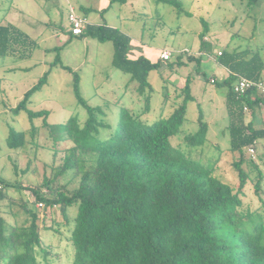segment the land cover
<instances>
[{"label": "rangeland", "instance_id": "rangeland-1", "mask_svg": "<svg viewBox=\"0 0 264 264\" xmlns=\"http://www.w3.org/2000/svg\"><path fill=\"white\" fill-rule=\"evenodd\" d=\"M46 1L0 0V25L7 23L4 19H12L11 13L16 14L12 22L17 25L16 40L14 36L7 54H0V191L6 193L0 200V212L12 225L30 224L28 209L39 213L42 246L36 249L41 264H72L75 252L71 234L78 209L77 205L70 206L65 218L60 205L40 206L32 190L41 188L43 193L53 196L54 188L50 190L46 180H52L54 187L61 185L73 190L78 187L82 172L95 164L90 151L66 139L63 126L72 117L84 126L90 115L76 95V75L80 78L81 95L96 108L97 120L106 124L100 122L93 135L106 139L117 129L121 113L126 109L146 123L171 115L182 102L185 85L183 80L176 82L172 76L182 75L187 79L192 74L194 98L188 103L184 124L172 137V143L183 150L190 149L192 158L216 166L215 172L224 180L233 185L239 183L238 172L233 167L239 153L230 149L229 87L217 84L212 69H205L204 81L194 79L200 65L198 60H189V55L221 66L232 62L247 64L245 61L252 57L255 58L250 66L264 64V0L249 6L247 0H178L182 8L162 0H139L140 10L127 1H116L109 9L98 8L87 13L92 21H107L125 30L133 28L131 34L143 41L148 55L142 54L150 60H154L159 48L172 51V65L165 71H150L151 85L143 93L138 80L114 65L113 41L73 35L66 0ZM225 31L228 33L225 39L215 38ZM203 34L209 36L208 42ZM218 51H224V55ZM58 55L60 60L55 61ZM179 59L185 62L179 63ZM46 72V82L32 93L25 109L16 111L26 92ZM260 108L255 105L252 110H245V122L255 112V124L264 127V105ZM32 111L47 113L32 117ZM200 111L210 121L208 138L204 145L192 147L185 136L198 131ZM45 120L48 125H44ZM12 128L25 133L23 146L8 145ZM255 149L257 160H254L264 171V138L255 144ZM251 159L247 149L243 166L255 177ZM67 160L70 168L58 173ZM3 181L9 185L6 187ZM252 185H248L243 200L244 206L250 204L256 209L261 206V200ZM260 212L264 213V206Z\"/></svg>", "mask_w": 264, "mask_h": 264}, {"label": "trees", "instance_id": "trees-1", "mask_svg": "<svg viewBox=\"0 0 264 264\" xmlns=\"http://www.w3.org/2000/svg\"><path fill=\"white\" fill-rule=\"evenodd\" d=\"M114 1L127 0H111ZM162 1L182 8L178 0ZM247 2L248 6L256 5L260 0ZM16 29L14 25H0V54L9 51ZM81 36L113 41L114 65L138 80L142 93L151 85L149 72L162 65L160 60L153 62L144 55L130 59L131 38L118 27L106 23L90 25ZM219 55L223 56L224 51ZM200 58L189 55V60H198L199 65ZM254 58L245 61L247 64H225L231 74L217 82L229 87L230 149L239 153V158L233 161L238 172L237 185L217 175L216 166L192 158L190 149L183 150L172 143V137L184 124L188 103L194 98L191 76L182 89V102L170 116L146 123L126 109L117 129L106 139L93 135L100 122L106 124L97 120L96 108L81 95L80 78L75 76L76 95L90 115L84 126L75 117L63 126L66 139L90 151L95 164L82 172L80 183L73 190L61 185L54 187L52 180H46L45 184L50 190L54 188L53 196L43 193L41 188L32 190L45 208L60 205L65 218L68 208L77 205L71 234L75 252L72 264H264V213L260 212L264 206V171L254 158L250 163L255 177L243 166L248 147L264 138V127L255 124V112L245 122V107L252 110L256 105L262 109L264 92L253 88L239 95L233 90L240 76L261 80L264 64L250 66ZM47 77L48 72L26 92L16 111L26 108L32 93L42 87ZM44 113L47 111L30 112L32 117ZM198 120V131L185 136L192 147L204 145L208 138L209 122L202 111ZM48 124L45 120L44 125ZM25 140L23 131L11 129L10 147H21ZM70 166L67 160L58 173ZM250 184L261 200L256 209L250 204L244 206L243 196ZM5 197L1 190L0 200ZM27 211L31 216L28 225L9 224L0 212V264H41L36 249L42 246L39 213Z\"/></svg>", "mask_w": 264, "mask_h": 264}, {"label": "crops", "instance_id": "crops-1", "mask_svg": "<svg viewBox=\"0 0 264 264\" xmlns=\"http://www.w3.org/2000/svg\"><path fill=\"white\" fill-rule=\"evenodd\" d=\"M50 0H47L46 2H49ZM79 0H76V4H73V0H66V2L68 3V6H69V8H70V6L71 5H73V6H75V8L78 10V12L80 13V14H83V15H85V16H87V18L89 19V25L88 26H90V25H99V24H107V25H109V26H112V27H118L117 25H115V24H109L107 21H104V22H97V21H92L90 18H89V16H88V14L87 13H89L90 11H92L93 9H100V10H104V9H109L110 7H111V5H112V2H111V0H82V2L80 3V2H78ZM84 1V2H83ZM138 1L139 0H127V2H129L130 3V5L132 6H134V7H138V10H140V9H142V8H140V6L138 5ZM114 2H116V1H114ZM120 2V1H119ZM111 4V5H110ZM93 5H96V8H94L93 7ZM13 15V16H12ZM11 18L12 19H14L15 20V17H16V14H12L11 13ZM134 17L135 16H133L132 18H130L131 19V21H134ZM12 19L10 20H7V19H4L3 21H7V23L6 24H4V25H14L15 27H17V25L14 23V22H12ZM126 28L128 27V26H125ZM118 28H120V27H118ZM121 29V28H120ZM123 32H125L126 34H128L129 36H130V38H131V43H130V50H129V52H128V55H129V57H131V58H136V57H139V56H141V55H144V54H142V53H146V49H145V45H144V43H143V41L142 40H139L138 38H136V36H134V34H131V33H133L132 31H133V28L132 29H130L129 27L127 28V30H125L124 28L123 29H121ZM74 35V34H73ZM77 36H81V35H77ZM216 36V37H215ZM214 37L215 38H217V39H219L220 40V38H223V39H225L227 36H228V33H227V31H225V32H223L222 34H217V35H215ZM84 37H89V36H84ZM92 38V37H91ZM204 39L208 42L209 40H210V38H209V36H207V35H205L204 36ZM228 40V39H227ZM162 51V49H160L159 48V50L156 52V54H155V57H154V60H152L153 62H155V61H158V60H160L161 61V63H162V65H161V67L160 68H158L159 70H161V71H165L166 69H168L172 64L170 63V60L169 61H162L161 59H160V52ZM218 54H219V51H218ZM146 55H148V53H146ZM146 57H148L149 58V56H146ZM150 59V58H149ZM201 59V58H200ZM180 61L179 62H181L182 64L185 62L183 59H179ZM172 67H174V66H172ZM203 69V71L202 72H196V75H195V77H194V79H196L197 80V78L200 80V81H204V79H205V77L206 76H204L203 75V72L205 71V69H212L213 70V74H212V76H215L216 77V79L218 80V81H222V80H224V79H226L227 77H229V75L231 74V70L228 68V66H221V65H219V64H215L214 62H212V61H210V62H208V61H205V60H203V59H201V63H200V69ZM178 72V71H177ZM262 74H264V68H263V71H262ZM191 76H193L192 74H190ZM173 77V80H176V82H182V80L184 81V83L186 82V79L184 78V76H182V75H177V76H172ZM215 77H213L212 78V82H215L214 80V78ZM193 79V78H192ZM261 80H263L262 78H261ZM193 81H195V80H193ZM264 81V80H263ZM183 86H184V84H183ZM261 92V91H260ZM180 99V98H179ZM164 108V107H163ZM166 115H168V114H166ZM168 116H170V115H168ZM167 116V117H168ZM209 123H210V121H209ZM211 126V125H210ZM218 144V143H217Z\"/></svg>", "mask_w": 264, "mask_h": 264}, {"label": "built area", "instance_id": "built-area-1", "mask_svg": "<svg viewBox=\"0 0 264 264\" xmlns=\"http://www.w3.org/2000/svg\"><path fill=\"white\" fill-rule=\"evenodd\" d=\"M68 20L70 24V29L74 35H82L89 25V19L87 16L80 14L75 6L71 5L68 12ZM188 51V50H187ZM222 51L219 52L221 54ZM172 51L169 49H162L160 52V59L162 61H169L172 57ZM256 88L261 92H264V81L251 79L246 76H240L233 84V90L237 94H245L249 90ZM248 110V107H245ZM249 155L257 159L255 146L251 145L248 147ZM1 188V185H0ZM40 206H44V203L40 202Z\"/></svg>", "mask_w": 264, "mask_h": 264}]
</instances>
